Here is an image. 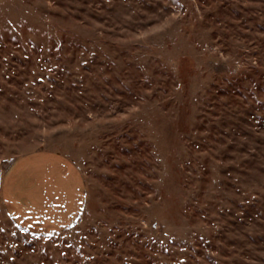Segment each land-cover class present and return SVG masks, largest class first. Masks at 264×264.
I'll use <instances>...</instances> for the list:
<instances>
[{
  "label": "rangeland",
  "instance_id": "rangeland-1",
  "mask_svg": "<svg viewBox=\"0 0 264 264\" xmlns=\"http://www.w3.org/2000/svg\"><path fill=\"white\" fill-rule=\"evenodd\" d=\"M0 264H264V0H0Z\"/></svg>",
  "mask_w": 264,
  "mask_h": 264
},
{
  "label": "crops",
  "instance_id": "crops-1",
  "mask_svg": "<svg viewBox=\"0 0 264 264\" xmlns=\"http://www.w3.org/2000/svg\"><path fill=\"white\" fill-rule=\"evenodd\" d=\"M71 182V181H70ZM21 186V185H20ZM20 188V187H19ZM22 188V187H21ZM4 191L6 190V193L8 194H10V190H11V186L10 185H7V184H5L4 185V189H3ZM4 194H5V192H4ZM20 200V199H19ZM5 203H6V205H7V207H8V209H9V213L12 215V217L20 224V226H23V227H30L29 225H24V223L23 222H21L20 220H19V218H18V216H17V214H16V212H15V208H13L12 206H10V205H8V203H7V198L5 199ZM20 204H21V207H19L18 205H16V206H18L19 208H17V209H21V211L22 212H24L25 211V209H24V205H23V203L22 202H19ZM44 210V211H43ZM50 210H48L46 207H45V205L42 207V209L40 210V211H36V212H31V215H29V216H31L32 217V219L34 220V222H36L37 224H48V223H53V220L54 219H57L55 216H48L49 214H50V212H49ZM65 216H67L68 214L66 213V214H64ZM62 216V217H58V219H59V221L61 222L62 221V219H64L65 218V216ZM58 216V215H57Z\"/></svg>",
  "mask_w": 264,
  "mask_h": 264
}]
</instances>
